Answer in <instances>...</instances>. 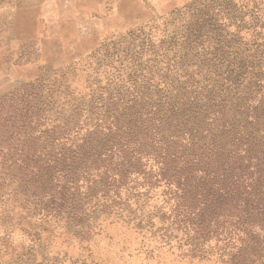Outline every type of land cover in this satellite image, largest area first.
Returning a JSON list of instances; mask_svg holds the SVG:
<instances>
[{
  "label": "rangeland",
  "instance_id": "374dc122",
  "mask_svg": "<svg viewBox=\"0 0 264 264\" xmlns=\"http://www.w3.org/2000/svg\"><path fill=\"white\" fill-rule=\"evenodd\" d=\"M263 26L264 0H0V264H227L173 237L151 155L115 188L100 134L204 93Z\"/></svg>",
  "mask_w": 264,
  "mask_h": 264
},
{
  "label": "trees",
  "instance_id": "16d2710c",
  "mask_svg": "<svg viewBox=\"0 0 264 264\" xmlns=\"http://www.w3.org/2000/svg\"><path fill=\"white\" fill-rule=\"evenodd\" d=\"M208 21L201 18L199 28ZM259 36L251 32L243 46L234 40L218 80L204 93H178L149 117L143 105L130 106L126 127L118 126L123 144L116 134H100V148L110 143L119 150L116 189L143 151L151 155L154 181L164 184L162 204L168 206L159 216L190 256L205 255L204 245L212 240L227 264H264V37L257 42Z\"/></svg>",
  "mask_w": 264,
  "mask_h": 264
}]
</instances>
